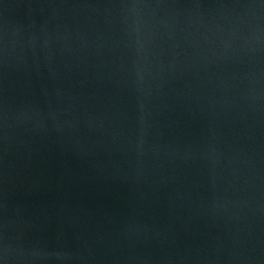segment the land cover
<instances>
[{"label":"water","instance_id":"water-1","mask_svg":"<svg viewBox=\"0 0 264 264\" xmlns=\"http://www.w3.org/2000/svg\"><path fill=\"white\" fill-rule=\"evenodd\" d=\"M4 264H264L257 0H0Z\"/></svg>","mask_w":264,"mask_h":264},{"label":"snow or ice","instance_id":"snow-or-ice-1","mask_svg":"<svg viewBox=\"0 0 264 264\" xmlns=\"http://www.w3.org/2000/svg\"><path fill=\"white\" fill-rule=\"evenodd\" d=\"M0 264H4L2 257H0Z\"/></svg>","mask_w":264,"mask_h":264}]
</instances>
